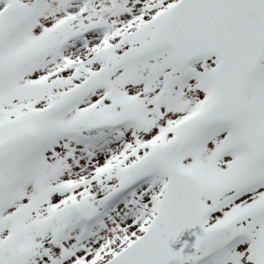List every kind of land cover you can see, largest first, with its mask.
I'll return each instance as SVG.
<instances>
[{
	"label": "snow or ice",
	"instance_id": "6c2138e0",
	"mask_svg": "<svg viewBox=\"0 0 264 264\" xmlns=\"http://www.w3.org/2000/svg\"><path fill=\"white\" fill-rule=\"evenodd\" d=\"M0 264H264V0H0Z\"/></svg>",
	"mask_w": 264,
	"mask_h": 264
}]
</instances>
